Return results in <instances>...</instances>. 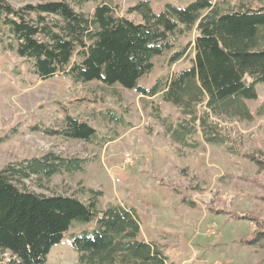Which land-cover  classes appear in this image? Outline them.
<instances>
[{
  "label": "trees",
  "instance_id": "trees-1",
  "mask_svg": "<svg viewBox=\"0 0 264 264\" xmlns=\"http://www.w3.org/2000/svg\"><path fill=\"white\" fill-rule=\"evenodd\" d=\"M89 1L48 0L16 7L0 0L4 48L29 61L41 79L63 74L76 82L121 85L145 97L162 94L188 118L169 127L174 139L186 143L200 132L205 142L237 153L215 118H255L247 101L258 98L256 87L264 83V0L166 3L159 12L149 0H142L126 14L114 0H102L92 13H86L82 7ZM189 30L196 31L190 65L151 87L140 85L139 80L152 71L153 59L172 50L174 36ZM185 53L182 49L172 59ZM111 117L122 122L120 116ZM36 128L51 136L105 140L88 122L70 114L58 129ZM197 145L198 141L192 143ZM259 164L264 176V162ZM83 168L81 158L48 152L0 170V264H47L52 247L61 243L74 224L88 225L72 235L80 264H167L161 245L141 238L142 221L133 206L117 202L102 206L103 191L91 187H83L85 197L79 198L44 195L26 185L28 179L40 183ZM251 182L262 190L264 204V181L253 177ZM188 204L196 206L193 201ZM209 210L230 214L225 209ZM231 218L255 224L244 243L264 250V214L232 213Z\"/></svg>",
  "mask_w": 264,
  "mask_h": 264
},
{
  "label": "rangeland",
  "instance_id": "rangeland-1",
  "mask_svg": "<svg viewBox=\"0 0 264 264\" xmlns=\"http://www.w3.org/2000/svg\"><path fill=\"white\" fill-rule=\"evenodd\" d=\"M7 1L20 7L48 0ZM101 1L90 0L82 10L92 13ZM114 1L126 14L142 0ZM149 1L159 12L166 3L183 6L193 0ZM195 35L189 30L174 36L173 49L153 59L152 71L139 84L151 87L188 67ZM2 39L6 37L0 30V170L48 152L81 158L82 171L56 174L40 183L28 179L27 188L44 195L84 198L83 187H91L103 191L102 206L108 202L133 206L142 221L141 238L159 243L168 255L167 264H264V250L244 243L256 225L231 218L232 213L264 214L262 190L251 182L253 177L264 181L259 164L264 162V83L256 87L258 98L247 101L254 120L215 118L231 137L230 144L237 149L233 153L225 145L205 142L200 132L186 143L174 139L169 127L188 118L162 94L145 97L121 85L76 82L63 74L41 79L29 61L4 48ZM182 49L185 55L174 61V54ZM66 114L88 122L105 140L51 136L36 128L58 129ZM195 141L199 145L192 146ZM86 227L74 224L52 247L47 264H80L72 235Z\"/></svg>",
  "mask_w": 264,
  "mask_h": 264
},
{
  "label": "built area",
  "instance_id": "built-area-1",
  "mask_svg": "<svg viewBox=\"0 0 264 264\" xmlns=\"http://www.w3.org/2000/svg\"><path fill=\"white\" fill-rule=\"evenodd\" d=\"M216 264H219L218 262Z\"/></svg>",
  "mask_w": 264,
  "mask_h": 264
},
{
  "label": "crops",
  "instance_id": "crops-1",
  "mask_svg": "<svg viewBox=\"0 0 264 264\" xmlns=\"http://www.w3.org/2000/svg\"><path fill=\"white\" fill-rule=\"evenodd\" d=\"M146 241H148L147 239H145Z\"/></svg>",
  "mask_w": 264,
  "mask_h": 264
}]
</instances>
